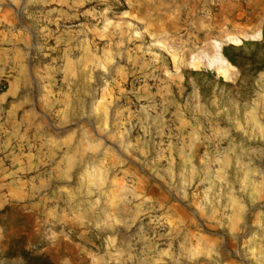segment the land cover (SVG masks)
<instances>
[{
    "label": "rangeland",
    "instance_id": "374dc122",
    "mask_svg": "<svg viewBox=\"0 0 264 264\" xmlns=\"http://www.w3.org/2000/svg\"><path fill=\"white\" fill-rule=\"evenodd\" d=\"M1 18L0 264H264V46H243L264 0H0ZM217 45L243 46L244 74L209 67Z\"/></svg>",
    "mask_w": 264,
    "mask_h": 264
},
{
    "label": "trees",
    "instance_id": "16d2710c",
    "mask_svg": "<svg viewBox=\"0 0 264 264\" xmlns=\"http://www.w3.org/2000/svg\"><path fill=\"white\" fill-rule=\"evenodd\" d=\"M249 44H254L256 46H261V45L264 46V24H263V28H262V40H261V42H253V43L243 42V46L249 45ZM243 46L241 45L239 47H235L232 45H227L221 49L222 56L228 61L229 64H231L232 66L237 68L241 74L245 73V67L247 65V59L243 56V53H242ZM259 63L261 65L258 68H256L254 71L264 70V54L261 56ZM253 64H255L254 61H253ZM190 73L193 76H200V75L204 74V72L201 70L200 71L199 70H193ZM205 77H206L208 82H213L215 74H214V72L206 71ZM219 81H221V83H222L221 78H219ZM22 255L25 259V264H53L48 257L43 256V255L34 256L30 252H22Z\"/></svg>",
    "mask_w": 264,
    "mask_h": 264
},
{
    "label": "crops",
    "instance_id": "0c3cea01",
    "mask_svg": "<svg viewBox=\"0 0 264 264\" xmlns=\"http://www.w3.org/2000/svg\"><path fill=\"white\" fill-rule=\"evenodd\" d=\"M1 20L2 18L0 19V21ZM4 38V35H0V77L4 76L6 73V64L10 63L13 60V57L10 56L8 59L6 58V52L8 51V49L5 48V46L2 44L5 42ZM18 63L17 65L22 67V65ZM13 64H16V62H13ZM13 97H15L13 90H7L6 92L0 93V104H4L8 99H12Z\"/></svg>",
    "mask_w": 264,
    "mask_h": 264
},
{
    "label": "bare ground",
    "instance_id": "6f19581e",
    "mask_svg": "<svg viewBox=\"0 0 264 264\" xmlns=\"http://www.w3.org/2000/svg\"><path fill=\"white\" fill-rule=\"evenodd\" d=\"M260 36V33H257L256 35L253 36V38H258ZM236 42V41H234ZM220 45H217L216 47V53H217V59L214 61H210L209 67L210 68H217V69H222L225 70L230 64L225 60V58L221 55L220 53Z\"/></svg>",
    "mask_w": 264,
    "mask_h": 264
},
{
    "label": "water",
    "instance_id": "95a60500",
    "mask_svg": "<svg viewBox=\"0 0 264 264\" xmlns=\"http://www.w3.org/2000/svg\"><path fill=\"white\" fill-rule=\"evenodd\" d=\"M226 60V59H225ZM227 61V60H226ZM228 62V61H227Z\"/></svg>",
    "mask_w": 264,
    "mask_h": 264
}]
</instances>
